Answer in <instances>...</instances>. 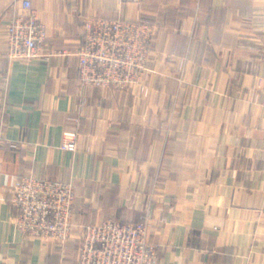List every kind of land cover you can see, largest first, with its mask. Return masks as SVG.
Here are the masks:
<instances>
[{"label": "crops", "instance_id": "obj_1", "mask_svg": "<svg viewBox=\"0 0 264 264\" xmlns=\"http://www.w3.org/2000/svg\"><path fill=\"white\" fill-rule=\"evenodd\" d=\"M19 1L0 0V264H76L74 242L17 230L26 172L73 184L74 234L148 213L157 264H264V0H29L46 33L31 61L6 55ZM95 15L154 25L140 85L78 83Z\"/></svg>", "mask_w": 264, "mask_h": 264}, {"label": "built area", "instance_id": "obj_2", "mask_svg": "<svg viewBox=\"0 0 264 264\" xmlns=\"http://www.w3.org/2000/svg\"><path fill=\"white\" fill-rule=\"evenodd\" d=\"M138 6L141 0H119ZM45 29L29 0H20L6 26L9 60L40 58ZM154 25L143 18L87 16L76 51L78 83L88 88L125 89L140 85L150 59ZM61 148L73 151V134ZM17 230L53 244L74 242L76 264H157L158 249L151 241L149 214L139 222L112 218L79 225L73 233L74 187L71 182L40 178L31 172L17 177L10 188Z\"/></svg>", "mask_w": 264, "mask_h": 264}]
</instances>
